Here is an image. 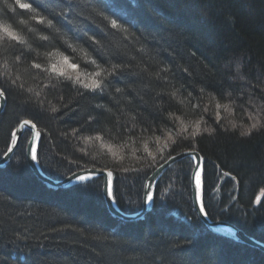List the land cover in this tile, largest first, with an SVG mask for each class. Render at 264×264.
Segmentation results:
<instances>
[{
	"label": "trees",
	"instance_id": "obj_1",
	"mask_svg": "<svg viewBox=\"0 0 264 264\" xmlns=\"http://www.w3.org/2000/svg\"><path fill=\"white\" fill-rule=\"evenodd\" d=\"M110 2L116 15L105 14L109 21L120 17L126 32L97 16L94 0H34V12L0 0V23L24 41L0 42L6 101L0 153L28 118L40 133L37 164L46 175L61 179L84 167L109 168L116 206L131 213L140 208L142 181L168 153L197 150L209 219L264 243V128L241 135L242 122L250 127L257 117L264 124V0ZM35 15H55L54 27L38 24ZM57 52L90 74L102 71L103 91L50 71ZM32 62L41 69H30ZM195 117L198 130L185 124ZM162 132L172 138L155 159L134 150L125 156L126 148L148 146ZM111 150L125 155L115 162ZM191 168L189 158L168 168L150 211L129 222L105 207L100 178L49 187L18 147L0 168V264H264L259 249L203 226L190 205Z\"/></svg>",
	"mask_w": 264,
	"mask_h": 264
},
{
	"label": "snow or ice",
	"instance_id": "obj_2",
	"mask_svg": "<svg viewBox=\"0 0 264 264\" xmlns=\"http://www.w3.org/2000/svg\"><path fill=\"white\" fill-rule=\"evenodd\" d=\"M16 5H18L19 9L24 10V12H34L36 9L33 7L34 4V0H15ZM95 3V7L93 8V11L96 12L97 16L102 17L103 21H107L108 24H110V27L112 30H121V31H127L126 28H122L121 24L118 23V20L120 19V17H117L115 19H111L109 21V15H106L105 13H109L111 15H116V12L110 2V0H94ZM66 7L68 5H65ZM5 7L7 8H12V5L7 4L6 0H5ZM97 9L99 11H97ZM61 15H63V12H61ZM32 19H34L38 24H47L49 27H54V20L57 19V17L55 15H53L52 18H48L42 15H35L32 17ZM108 24H105V27H108ZM85 35H87V33H85ZM88 39L92 42V44L94 46H98V47H103V44L100 40L93 38L92 36H88ZM41 40L47 41L48 37L47 36H41ZM0 42H11L12 46H16V45H22L24 43L23 39L13 30L12 26L6 23H0ZM24 53L22 52L21 55L16 57V63H19L22 58H23ZM92 63H95V60L92 61ZM73 68H75V65H71ZM5 67H7V65H5ZM42 65L40 63L37 62H32L30 65V69H41ZM114 69H118L120 68V65L115 64L113 65ZM29 68H26L25 71L30 70ZM51 69L53 72L57 71L56 66L52 65ZM60 75H64L63 73H60ZM92 76V82L89 83H82L81 86L84 89H88L90 91L95 92L97 89L103 91V86H102V81L99 79L102 76V71L97 70L95 72H93L91 74ZM69 79H71V77H68ZM16 79H20L19 76L16 77ZM76 83H81V81L79 79H77L75 81ZM13 83H15V81H13ZM28 91H31V89H28ZM121 90L119 88L116 89V92H120ZM5 96V89L3 87H0V97ZM217 107L219 108L220 105H217ZM51 111L53 113H56L58 111V109L56 107H52ZM254 122L251 124V126L247 129H245V131L241 132L242 136H246L249 135L251 133L252 130L254 129H260V128H264V124L261 123V120L257 117H253ZM19 123H22V125L27 128L29 131L34 130L37 126L35 123H33L32 121L25 119ZM233 127H235V125H233ZM184 131H186V127L181 129L180 132H177L176 135L179 136L181 135ZM204 131L207 132H211L212 129H204ZM197 133L193 132L192 135L195 136ZM40 133L39 132H33V138L39 137ZM172 137L169 136L168 139H171ZM97 140L101 139L100 136L96 137ZM163 148H167L168 144L165 143L163 146ZM14 149L12 147H9L8 151L12 152ZM26 153L27 155L30 157V159L32 161H37L39 160V154H38V149L36 147H33V144L30 142L27 146L26 149ZM7 154V153H6ZM149 155H152V153H149ZM194 159L197 160V167H199V158L198 157H193ZM153 159H155V156H153ZM176 157L172 156L171 153H168L167 155V159L165 161V163H167L168 161H172L175 162ZM112 176V172L108 171L107 172V177L109 178L108 181L106 182V186H105V192L106 195L108 197L109 200H111L113 203H116V198L113 192V188H112V184H111V178ZM194 179H195V186H194V194H195V198L197 200L198 203V211L199 214L201 216L207 217L208 212H207V206L204 204L203 199H202V180H201V172L200 171H195L193 173ZM77 180L78 181H87V180H91V176H77ZM151 180H155V177H152ZM84 188H87V184L83 185ZM159 187V182L157 181L155 184L149 182L146 183L144 185L145 189H148V191H146L144 193V203H150L153 201L154 199V191L153 188H157Z\"/></svg>",
	"mask_w": 264,
	"mask_h": 264
},
{
	"label": "water",
	"instance_id": "obj_3",
	"mask_svg": "<svg viewBox=\"0 0 264 264\" xmlns=\"http://www.w3.org/2000/svg\"><path fill=\"white\" fill-rule=\"evenodd\" d=\"M5 102L6 101H5L4 96L0 97V114L3 111V108L5 106ZM23 120H25V119H23ZM23 120H21V121H23ZM21 121H19V122H21ZM24 130L26 131L28 129L25 128L22 125V123H19L11 132L12 136H11V140L8 144L9 146H8L7 150L5 151L4 155L0 158V168L5 167L6 164L9 162L10 155L16 149L17 143L19 142V139L22 135L21 133ZM29 132H30V137L27 141V146L31 142L33 144V147L37 148V146H38L37 142H38L39 137L33 138V132H37L36 128L32 131H29ZM9 147H12L14 150L12 152H9L8 151ZM25 156H26L27 163H28L29 167L31 168L34 176L50 187L52 186L54 188H62L63 186H67L68 184H71V183H74V181H77V176H92V177L100 176L102 178V186H103L102 197L104 198L105 207L111 212L112 215H114L118 219H122L124 221L139 220V219H142V216L145 215L151 208L150 203H144L143 202L144 198H145L144 193L146 191H148V189L143 188V195H142L143 201H142V205H141L142 208L139 211L132 213L131 215H128V214H125V213L119 211V209L116 208L115 204L111 200L108 199L106 192H105L106 182L109 179L107 177V172L109 170H105V169H101V168H84V170L74 171L71 175L66 176L62 181L61 180H54L53 178H50L46 174L43 173L40 166L38 167L37 161H32L30 159V157L27 155V153ZM173 156L176 157L175 162H178L185 157H189L193 161V166L191 169L192 172L190 174V180H189V182H190L189 193L191 194V203L193 205V209H194L196 215L200 218L203 225L209 231L217 233L221 236L226 235L227 237L235 239L236 241L240 242L243 245H247V246L255 248V249L257 248L264 253V243L260 242L258 239L253 238L252 236L247 235L245 232H243L236 225H234V224L232 225L231 223L223 221V220H221V221L212 220V219H209L208 215H207V217H204V216H201L199 214L198 203H197V200H196L195 194H194L195 179H194L193 173L195 171H200L201 172V180H202L203 159L201 157V154L197 150L195 151V150L187 149V150L178 152L176 154H173ZM193 157L199 158V167H197V160L194 159ZM165 161H166V159L163 160V163L159 164L154 170H152L151 174H149V176L146 178L144 185L146 183H149V182L155 184V182L163 174V171L175 163L172 161H168L167 163H165ZM152 177H155V180H151Z\"/></svg>",
	"mask_w": 264,
	"mask_h": 264
},
{
	"label": "rangeland",
	"instance_id": "obj_4",
	"mask_svg": "<svg viewBox=\"0 0 264 264\" xmlns=\"http://www.w3.org/2000/svg\"><path fill=\"white\" fill-rule=\"evenodd\" d=\"M54 52H52V53H50L51 55L53 54ZM58 53V52H57ZM50 56V55H49ZM49 64V63H48ZM52 65H55L56 66V69H57V71H55V74L57 75V76H61V77H64L65 78V81L66 82H68L69 80L72 82V83H74V86H81V84L82 83H91L92 82V76H91V74L89 73V72H86L85 70H84V67H83V69H81V67L78 65V64H76L74 61H73V59H70L69 57L67 58L66 56H63V55H61V54H59L58 53V55L57 56H52V59H51V65H50V67L52 66ZM71 65H75L76 67L75 68H73ZM45 69V67L42 69V70H44ZM50 71H51V68H50ZM60 73H63L64 75L62 76V75H60ZM92 73V72H91ZM68 77H71V79H69ZM77 79H79L80 81H81V83H76L75 81L77 80ZM4 98H5V96H4ZM5 104H6V102H5ZM214 111H217V112H220V107L218 108L217 106L214 108ZM28 119V118H27ZM23 120V119H22ZM199 120V118H194V119H190L189 121H187V123H185V124H188V126H190V127H193L194 129H195V127H196V130H198L199 128H200V126H198V121ZM21 121V120H20ZM249 122H247V123H244V122H242L241 124V128H243V129H247V128H249V124H248ZM19 124V123H18ZM17 124V125H18ZM16 125V126H17ZM15 126V127H16ZM36 130H37V128H36ZM13 131V130H12ZM11 131V132H12ZM11 132H10V138H9V141H8V144H9V142H10V140H11V136H12V134H11ZM37 132H39V130H37ZM22 135H21V137H20V139H19V142L17 143V147H16V149L18 148V147H20V148H22L23 149V152H24V156L26 155V149H27V141H28V139H29V137H30V132L28 131V130H24L22 133H21ZM172 134L171 133H167V132H162L161 134H158V135H154V136H152L150 139H152L151 140V143H150V145H145V144H143V143H141V146H140V148L139 149H137V148H135L134 149V147L132 146V147H128V148H126L125 149V152H126V155H125V153L124 152H121V151H114V150H111L112 152H110L109 153V155H110V159L111 158H113L112 160H115V162H118V160H120L119 158H118V156H122V154L123 155H125V156H129V153H130V151L132 150H134L135 151V154H136V152H138L139 153V151H141V152H143V153H147L148 155H149V153H152V156L153 155H155V154H157L158 152H160V153H162V152H164V150L162 149L163 147V145L165 144V143H167V144H169V141H171L170 139H168V137L169 136H171ZM27 136V137H26ZM39 138H40V136H39ZM39 138H38V141H39ZM85 141H88V140H85ZM7 144V145H8ZM37 144H38V142H37ZM9 146V145H8ZM8 148V147H7ZM16 149L13 151V153L10 155V159H9V162H11V159L13 158V155H14V153H15V151H16ZM7 149H5V151H6ZM128 150H129V152H128ZM187 150V149H186ZM190 150H194V149H190ZM5 151L2 153H0V158L4 155V153H5ZM196 151V150H195ZM127 152H128V154H127ZM174 154H176V153H174ZM151 156V155H150ZM173 156V155H172ZM130 157V156H129ZM202 157V156H201ZM25 158H26V156H25ZM185 158H189V157H185ZM185 158H183V159H181V160H184ZM167 159V158H166ZM190 159V158H189ZM202 159H203V157H202ZM165 160V159H164ZM180 160V161H181ZM191 160V159H190ZM8 162V163H9ZM179 162V161H178ZM7 163V164H8ZM162 163H163V160H162ZM175 163H177V162H175ZM174 163V164H175ZM6 164V165H7ZM173 164V165H174ZM203 164H204V159H203ZM117 165V164H116ZM173 165H171V166H169L168 168H170V167H172ZM26 166L27 167H29V165H28V163H27V160H26ZM192 166H193V161H192ZM6 167V166H5ZM84 168H92V167H84ZM95 168H98V167H95ZM167 168V169H168ZM29 169H31L30 167H29ZM101 169H103V168H101ZM167 169H165L164 171H163V174L165 173V171L167 170ZM192 169V168H191ZM80 170H84V169H80ZM105 170H109V171H111L109 168H107V169H105ZM77 171V170H76ZM191 171V170H190ZM31 172H32V170H31ZM74 172V171H73ZM72 172V173H73ZM192 172V171H191ZM191 172H190V174H191ZM33 173V172H32ZM72 173H70V174H68V175H71ZM163 174L159 177V179L163 176ZM34 175V174H33ZM68 175H65V176H63L61 179H56V178H54V177H50V176H48V177H50V178H53L54 180H63L66 176H68ZM149 176V175H148ZM147 176V177H148ZM97 178H100V188H101V197H102V189H103V186H102V178L100 177V176H96ZM96 177H92L91 176V179H94V178H96ZM146 177V178H147ZM112 178H113V176H111V178H110V180H111V183H112ZM146 178L142 181V188H141V193H140V199L138 200L139 201V209L137 210V211H139L142 207H141V205H142V201H143V188H144V182H145V180H146ZM158 179V180H159ZM157 180V181H158ZM189 180H190V175H189ZM156 181V182H157ZM83 182H85V181H74V183H71V184H68L67 186H63L62 187V189L63 188H66V187H71V186H73L74 184H76V183H83ZM155 182V183H156ZM153 191H154V188H153ZM190 194V193H189ZM201 195H202V193H201ZM103 198V197H102ZM166 200V199H165ZM103 201H104V198H103ZM162 202H163V200H161ZM150 203H152V202H150ZM104 204H105V202H104ZM115 204V206H116V203H114ZM190 205H192V203H191V194H190ZM116 208H118L117 206H116ZM119 209V208H118ZM192 210H193V212L195 213V211H194V209H193V205H192ZM119 211H121V212H123V213H125V214H128V215H131L132 213H135V212H131V213H126V212H124V211H122L121 209H119ZM195 215H196V213H195ZM114 216V215H113ZM197 216V215H196ZM115 217V216H114ZM198 217V216H197ZM116 218V217H115ZM118 219V218H117ZM198 219L200 220V218L198 217ZM122 220V219H121ZM124 221V220H123ZM132 221V220H131ZM131 221H129V222H131ZM200 222H201V220H200ZM202 223V222H201ZM203 224V223H202ZM204 226V225H203ZM205 227V226H204ZM223 236H226V235H223ZM227 237V236H226ZM230 238V237H229ZM230 239H232V238H230ZM232 240H235V239H232Z\"/></svg>",
	"mask_w": 264,
	"mask_h": 264
},
{
	"label": "bare ground",
	"instance_id": "obj_5",
	"mask_svg": "<svg viewBox=\"0 0 264 264\" xmlns=\"http://www.w3.org/2000/svg\"><path fill=\"white\" fill-rule=\"evenodd\" d=\"M117 13H118V12H117ZM160 164H161V163H160ZM158 165H159V164H158ZM158 165H157V166H158ZM157 166H155L152 170H154ZM152 170H151V172H152ZM150 174H151V173H150Z\"/></svg>",
	"mask_w": 264,
	"mask_h": 264
}]
</instances>
